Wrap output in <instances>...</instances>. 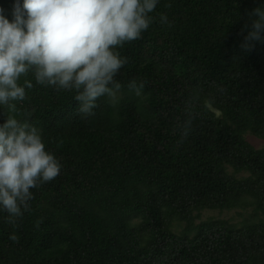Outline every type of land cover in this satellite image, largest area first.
Listing matches in <instances>:
<instances>
[{
	"label": "trees",
	"instance_id": "obj_1",
	"mask_svg": "<svg viewBox=\"0 0 264 264\" xmlns=\"http://www.w3.org/2000/svg\"><path fill=\"white\" fill-rule=\"evenodd\" d=\"M16 2L0 0L10 21ZM257 7L264 0H158L141 38L117 47L127 63L115 100L98 98L90 115L75 91L29 74L16 116L61 171L31 189L15 227L0 209V264H264V148L244 137L264 138V32L241 46ZM7 114L0 105V124ZM249 206L238 224L194 222L203 209Z\"/></svg>",
	"mask_w": 264,
	"mask_h": 264
},
{
	"label": "clouds",
	"instance_id": "obj_2",
	"mask_svg": "<svg viewBox=\"0 0 264 264\" xmlns=\"http://www.w3.org/2000/svg\"><path fill=\"white\" fill-rule=\"evenodd\" d=\"M158 0H17L10 21L0 8V105L7 109L0 124V209L12 226L30 209L31 189L54 180L61 164L46 150L37 128L17 118V101L26 98L27 79L40 85L75 91L79 111L92 114L98 98L115 100L121 84L114 77L127 63L118 46L141 38L155 17ZM251 28L241 45L251 50L264 32V9L251 14ZM161 24L169 23L165 14ZM23 79V84L20 83ZM143 82H129L140 94ZM182 134L191 128L187 110ZM9 239L18 241L16 234Z\"/></svg>",
	"mask_w": 264,
	"mask_h": 264
},
{
	"label": "rangeland",
	"instance_id": "obj_3",
	"mask_svg": "<svg viewBox=\"0 0 264 264\" xmlns=\"http://www.w3.org/2000/svg\"><path fill=\"white\" fill-rule=\"evenodd\" d=\"M218 115L219 111L212 108ZM244 137L256 148H264V138H259L253 135L250 131L244 133ZM229 172H233L231 168H228ZM245 175L244 173L237 175ZM253 212V207H240L231 209H203L199 211V215L194 219L195 223L209 219V218H224L234 223H240L244 218L248 217ZM184 223L181 222L174 226V231L179 232L183 228Z\"/></svg>",
	"mask_w": 264,
	"mask_h": 264
}]
</instances>
